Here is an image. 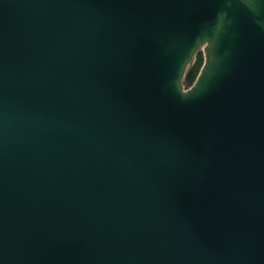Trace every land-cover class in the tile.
<instances>
[{
  "label": "water",
  "instance_id": "obj_1",
  "mask_svg": "<svg viewBox=\"0 0 264 264\" xmlns=\"http://www.w3.org/2000/svg\"><path fill=\"white\" fill-rule=\"evenodd\" d=\"M0 264H264V0H0Z\"/></svg>",
  "mask_w": 264,
  "mask_h": 264
},
{
  "label": "trees",
  "instance_id": "obj_2",
  "mask_svg": "<svg viewBox=\"0 0 264 264\" xmlns=\"http://www.w3.org/2000/svg\"><path fill=\"white\" fill-rule=\"evenodd\" d=\"M198 61H199V59L196 60V62L193 64V66L190 67L189 71L185 75L184 85L186 87H189L192 85V83L194 82V80H195V78L199 72L201 65H199L200 63Z\"/></svg>",
  "mask_w": 264,
  "mask_h": 264
},
{
  "label": "rangeland",
  "instance_id": "obj_3",
  "mask_svg": "<svg viewBox=\"0 0 264 264\" xmlns=\"http://www.w3.org/2000/svg\"><path fill=\"white\" fill-rule=\"evenodd\" d=\"M197 59H199V61H198V62L200 63L199 65L202 66L203 61H204L203 46L198 48L197 52H196L195 55L192 57L191 61L188 63V65H187V67H186V69H185V74H184V77H183L182 82H181V84H182V86H183L184 88H188V87H186V86L184 85V78H185V75H186V73L189 71L190 67L193 66V64L196 62Z\"/></svg>",
  "mask_w": 264,
  "mask_h": 264
}]
</instances>
